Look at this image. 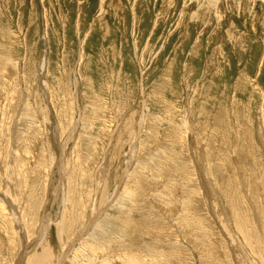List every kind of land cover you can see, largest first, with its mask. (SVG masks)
Here are the masks:
<instances>
[{"label":"rangeland","instance_id":"1","mask_svg":"<svg viewBox=\"0 0 264 264\" xmlns=\"http://www.w3.org/2000/svg\"><path fill=\"white\" fill-rule=\"evenodd\" d=\"M201 2L0 0V264H264V0Z\"/></svg>","mask_w":264,"mask_h":264},{"label":"bare ground","instance_id":"2","mask_svg":"<svg viewBox=\"0 0 264 264\" xmlns=\"http://www.w3.org/2000/svg\"><path fill=\"white\" fill-rule=\"evenodd\" d=\"M193 1H195V3H198V4H203L202 2H201V0H193ZM203 1V0H202ZM221 5H222V3H221V0H205V6L207 7V8H209L210 10H212V11H216L217 13L219 12V10H221L220 8H221ZM229 5V4H228ZM239 6V5H238ZM239 9V8H238ZM209 11V10H208ZM210 12V11H209ZM220 17V16H219ZM221 19V18H220Z\"/></svg>","mask_w":264,"mask_h":264}]
</instances>
